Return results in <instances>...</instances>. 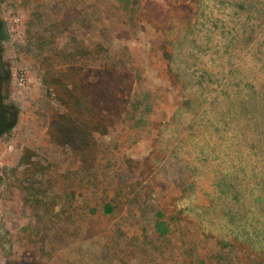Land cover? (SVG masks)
I'll use <instances>...</instances> for the list:
<instances>
[{
    "label": "rangeland",
    "instance_id": "1",
    "mask_svg": "<svg viewBox=\"0 0 264 264\" xmlns=\"http://www.w3.org/2000/svg\"><path fill=\"white\" fill-rule=\"evenodd\" d=\"M186 1L197 3L193 27L172 30L183 92L159 78L164 64L152 53L161 37L155 29L112 42L119 58H126L122 47L129 51L135 91L120 124L96 134L100 161L90 173L47 139L48 114L61 108L42 84L39 62L47 52L72 49L73 38L107 47L100 10L108 1L93 10L92 0H0V102L14 121L0 135V264H147L151 255L145 261L136 252L155 232L153 207L164 204L187 215V243L235 238L264 255V0ZM73 8L83 11L59 36L56 24ZM88 14L93 26L79 27ZM194 93L199 108L185 109ZM152 152L155 173L137 187L127 213L112 221L96 214L100 236L73 241L75 227L87 228L82 214L90 207L91 177L104 186L131 183L137 162ZM74 190L81 196L72 199ZM43 203L52 207L48 214ZM169 229L171 244L164 239V246L179 253Z\"/></svg>",
    "mask_w": 264,
    "mask_h": 264
},
{
    "label": "trees",
    "instance_id": "2",
    "mask_svg": "<svg viewBox=\"0 0 264 264\" xmlns=\"http://www.w3.org/2000/svg\"><path fill=\"white\" fill-rule=\"evenodd\" d=\"M92 1L93 4L90 6L91 9L94 8L93 10H96L97 5L101 6L104 1H108L106 6L101 8L100 13H104L102 19L108 22L103 27L108 29L104 38H107L110 44L105 47L94 40V44L86 46L84 42L73 38L75 46L72 49L61 48L52 53L47 52V55H44L39 62L42 84L56 105L61 108V111L51 109L48 114L47 139L59 147L63 153L68 152L74 161L80 164L82 170L90 171V173L97 169L100 161L101 148L95 137L96 134L106 136L120 124L130 108L135 91L136 75L129 51L122 47L120 53L124 51L126 58H119V52L115 51L112 42L115 39L120 41L137 39L144 26L155 29L161 37L153 41L152 53L155 56L160 55L158 59L164 64L162 76L159 78L167 81L174 90L183 92L185 83L182 82L178 69L173 66L172 43L177 35L172 36V30L175 26L179 27V33L191 30L196 20L194 7L197 5L194 1L187 2L186 0H163L162 2L117 0V5L114 7L112 6L113 0ZM82 11L77 8L67 11L63 19L56 24L57 34L63 36L66 29L72 27L73 21L78 20ZM92 17L93 14H88V18L85 21L79 20L77 25L83 28L88 24L87 28H91L93 26ZM45 47L46 45L40 43L38 52L45 53ZM150 64L154 67L153 61ZM187 102L190 104L185 109L196 111L199 108L200 104L195 93L188 95ZM8 112V109L0 102V135L7 132L13 125V117L10 118ZM201 136L204 134L201 133ZM156 155L158 154L152 152L141 162H137L139 166L133 171L135 178L131 183L114 185L111 182L104 186L98 179L96 180V175L91 177L89 190L86 189L90 207L82 214L87 221V228L75 227L73 241L100 236L101 231L96 227V214L101 212L103 215H110L108 219L112 221L113 217H121L127 213L130 198L136 194L137 187L145 184L155 173L153 169L157 166L156 161L159 162ZM30 158L31 154L28 153L24 156V163H30ZM132 165L134 163L129 167L132 168ZM70 194L71 198L75 199L78 192L74 190ZM42 200L43 197L40 203ZM40 205L45 214L52 211L48 203ZM92 205L93 208H91ZM153 210H156V217L154 212L151 213L155 232L150 235L149 241H144L145 244L136 252V257L138 259L141 257L145 261L151 255L152 258L147 264H225V259H228L230 264L235 262L237 264H264L263 253L256 252L247 242L235 238L225 241V239L216 237L215 243L210 245L207 244L210 242L207 239L205 242L201 241L204 244L203 247L199 246L200 242L187 243L185 238H189L187 234L189 228L185 229L183 226L189 219L176 204L154 206ZM75 213L76 217L80 215L78 210ZM169 227L172 229L174 239L181 242L180 244L174 242L175 245H179V253H174L172 248L164 246V239L166 244H171L170 240L165 238L167 233H170ZM157 251L163 252L152 256ZM170 253L171 260L168 261L165 254ZM18 264H23V262ZM120 264L126 263L121 260Z\"/></svg>",
    "mask_w": 264,
    "mask_h": 264
}]
</instances>
